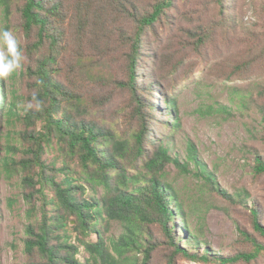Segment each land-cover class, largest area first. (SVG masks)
I'll return each instance as SVG.
<instances>
[{
  "label": "trees",
  "instance_id": "16d2710c",
  "mask_svg": "<svg viewBox=\"0 0 264 264\" xmlns=\"http://www.w3.org/2000/svg\"><path fill=\"white\" fill-rule=\"evenodd\" d=\"M229 3L230 0H0V8H5L8 16L13 7L19 15L16 27L8 24L5 28L20 39L26 65L23 72L29 86L25 101L21 100L24 95H17L9 103L4 80H0V117L5 109L9 116H22L16 113L18 102L25 103L33 93L38 94L44 107L41 111L23 109L32 132L26 131L35 141L41 134H35L37 123H43L68 158L69 166L62 171L72 165L80 168L78 177L66 173L62 182L52 178L57 223H45L39 230L32 227L28 231L26 264H82L77 258V246L66 239L57 240L58 234L53 237L72 223L71 230L83 239L92 264H137L130 258L137 253H143L142 264H148L152 254L163 247L168 249L167 264H176L179 257L205 264H252L259 256L252 251L233 255L212 253L207 247L203 251L197 237L184 235L186 215L168 181L166 168L175 165L184 173L189 168L172 156L168 141L156 137L154 128V124L161 129L168 125L173 130L180 126V120L169 113L175 110L173 102L165 100L173 106L164 110L150 100L157 92L154 84L138 85L146 39L158 34L157 26L170 28L176 14L183 13L189 23L184 31L195 44L206 46L219 35L234 36L236 18L227 9ZM260 11L262 29L246 32L243 41L250 53L264 60V0ZM120 57L126 64L127 80L115 84L128 90L134 103L132 123L123 127L96 118L97 109L111 101L104 92L110 78L91 76L89 71L94 63H102L103 70L112 69ZM38 80L44 83L38 85ZM260 114L264 139V100ZM163 116L167 121L161 119ZM169 119L175 121L174 125ZM252 156L254 172L264 174V158L257 152ZM188 157L189 163L197 167L195 173L219 194L218 184L191 146ZM26 180L32 183L31 178ZM87 186L97 194L102 187L104 193L86 198ZM245 193L225 200L247 208L244 213H249L254 232L239 228L240 237L254 249H263L259 237H264V217L257 207L247 206ZM111 222L123 226L118 239L106 238L102 232V225L108 227ZM92 234L97 235V242L86 240ZM37 249L41 260L34 256Z\"/></svg>",
  "mask_w": 264,
  "mask_h": 264
},
{
  "label": "rangeland",
  "instance_id": "374dc122",
  "mask_svg": "<svg viewBox=\"0 0 264 264\" xmlns=\"http://www.w3.org/2000/svg\"><path fill=\"white\" fill-rule=\"evenodd\" d=\"M261 1L230 0L227 9L236 18L234 36L219 35L206 46L195 44L184 31L189 23L184 20L183 13L176 14L170 28L157 26L158 34L147 36L141 63L142 79L138 83L139 86L154 84L157 92L149 97L150 100L164 110L174 104L175 110L169 113L180 120V126L173 130L168 125L161 129L154 124V128L156 137L168 141L172 156L189 168L188 173L181 172L175 165L166 168L168 181L186 215L184 235L197 237L203 251L206 247L212 253L224 255L252 251L259 255L252 264H264V248L254 249L241 239L239 228L254 232L250 215L244 213L246 207L225 199L238 198L246 191L247 206L257 207L264 217V174H256L252 167L255 163L252 153L257 152L264 158L260 114L264 100V60L250 53L243 41L246 32L254 30L257 33L262 29ZM4 10L0 8V28L8 24L16 27L19 21L16 7L9 16ZM101 64L94 63L90 75L109 76L110 83L104 92L111 96V101L97 109L96 118L120 127L131 124L132 95L115 84L126 82V64L121 57L115 60L112 69L103 70ZM25 68L23 61V67L4 80L9 103L17 95H24L21 100L25 101L29 90ZM22 103L18 102L16 108V113L22 116H9L5 109L0 117V264L28 262L25 248L28 231L32 227L39 230L45 223H57L52 178L62 182L66 173L78 177L80 171L75 165L62 171L69 166L68 158L43 123H37L35 134H41L33 141L26 131L32 132L24 119ZM161 119L167 121L165 116ZM168 121L172 125L175 123ZM134 125L137 127L138 123ZM190 146L206 171L212 174L221 190L219 194L211 191L206 181L195 173L196 165L189 163ZM23 160L27 161L23 163ZM19 162L21 164L15 166ZM27 178H31L32 183ZM86 188L84 196L91 198L96 192ZM103 193L100 187L96 195L101 197ZM73 225L58 230L53 237L58 234L57 240L66 239L77 246L80 262L92 264L83 239L71 230ZM102 232L106 238L118 239L124 229L120 223L111 222L108 227L102 225ZM86 240L94 243L98 237L92 234ZM259 241L264 244V237L260 236ZM167 253L166 247L157 249L148 264H167ZM34 254L41 260L38 249ZM144 257L143 253H137L130 258L142 264ZM176 264L205 263L179 257Z\"/></svg>",
  "mask_w": 264,
  "mask_h": 264
},
{
  "label": "clouds",
  "instance_id": "9594fccd",
  "mask_svg": "<svg viewBox=\"0 0 264 264\" xmlns=\"http://www.w3.org/2000/svg\"><path fill=\"white\" fill-rule=\"evenodd\" d=\"M24 54L17 35L11 29L0 28V80H6L23 67ZM43 80L37 84L42 85ZM24 111H41L43 100L33 93L31 98L23 105Z\"/></svg>",
  "mask_w": 264,
  "mask_h": 264
}]
</instances>
